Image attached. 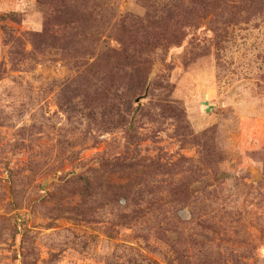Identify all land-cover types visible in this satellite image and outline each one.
<instances>
[{
    "label": "rangeland",
    "instance_id": "rangeland-1",
    "mask_svg": "<svg viewBox=\"0 0 264 264\" xmlns=\"http://www.w3.org/2000/svg\"><path fill=\"white\" fill-rule=\"evenodd\" d=\"M211 1L0 0V264H264V0Z\"/></svg>",
    "mask_w": 264,
    "mask_h": 264
},
{
    "label": "trees",
    "instance_id": "trees-1",
    "mask_svg": "<svg viewBox=\"0 0 264 264\" xmlns=\"http://www.w3.org/2000/svg\"><path fill=\"white\" fill-rule=\"evenodd\" d=\"M224 1L225 0H212L209 4H207L205 2H201L202 3L201 9L205 12L212 11L213 13H216L217 10H221L222 3ZM140 84H142V81ZM143 85H144V83L140 87H142ZM115 188L118 189L119 197H124L123 199L125 200L126 205H127L128 201L131 202V200H132L131 208H129L127 206L124 207V210L128 213H122L121 215L118 216V218L120 219L118 225H120L121 227H129V226H131V224L133 222H136L137 219L146 215L151 204L150 205L148 203L145 204L144 196H145L146 192H143L140 190L135 191L133 193V198L130 200V197L127 196L128 190H126V187L120 185L118 187L115 186ZM172 193L174 195H178V196L182 195L181 192H177V191L172 192ZM175 228H173L172 230H166V232H168V231L175 232V235L176 236L178 235V237L180 239H182V232L179 233L178 232L179 229H175ZM111 229H113V228H111ZM159 229L162 230L161 228H159ZM110 231H112V230H110ZM108 236L110 238H113L111 232H110V234H108ZM161 240L165 241L162 238L160 239V241ZM181 243L182 242H179L178 240H171V239H168V241L162 243V244L166 245V248H168V250L164 256L167 264H182V244ZM171 254H172V256H171ZM136 255L138 257V260L128 258L123 262V264H142L141 262H146L148 264L156 263L140 250L136 251ZM109 264H112V263H109Z\"/></svg>",
    "mask_w": 264,
    "mask_h": 264
}]
</instances>
